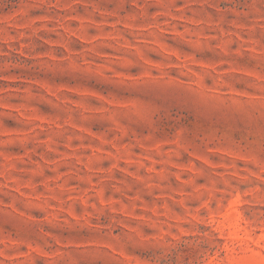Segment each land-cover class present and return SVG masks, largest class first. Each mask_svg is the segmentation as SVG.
<instances>
[{
    "label": "rangeland",
    "instance_id": "obj_1",
    "mask_svg": "<svg viewBox=\"0 0 264 264\" xmlns=\"http://www.w3.org/2000/svg\"><path fill=\"white\" fill-rule=\"evenodd\" d=\"M0 264H264V0H0Z\"/></svg>",
    "mask_w": 264,
    "mask_h": 264
}]
</instances>
